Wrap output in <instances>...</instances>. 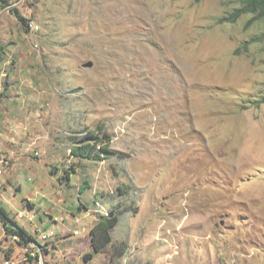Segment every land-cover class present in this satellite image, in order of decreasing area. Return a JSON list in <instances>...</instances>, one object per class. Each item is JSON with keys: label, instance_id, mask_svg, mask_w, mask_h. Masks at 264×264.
<instances>
[{"label": "rangeland", "instance_id": "374dc122", "mask_svg": "<svg viewBox=\"0 0 264 264\" xmlns=\"http://www.w3.org/2000/svg\"><path fill=\"white\" fill-rule=\"evenodd\" d=\"M240 7L0 3V128L22 154L0 167V208L34 239L16 214L56 232L47 264H264V103L253 105L264 96V19L222 21ZM82 145L110 154L74 157ZM111 210L119 222L94 253L90 231ZM6 247L11 264H35L0 222V264Z\"/></svg>", "mask_w": 264, "mask_h": 264}, {"label": "trees", "instance_id": "16d2710c", "mask_svg": "<svg viewBox=\"0 0 264 264\" xmlns=\"http://www.w3.org/2000/svg\"><path fill=\"white\" fill-rule=\"evenodd\" d=\"M1 4H8V0H0ZM241 7L237 10H235L228 18L222 19L223 22L226 23H234L237 19H239L243 15H251L253 20H263L264 19V0H238ZM22 22H25L23 19H20ZM1 50V49H0ZM248 104L252 101H246ZM264 103V96L261 97V99L254 101V106H259L260 104ZM103 143L101 140H98L97 137L94 138L93 147H99L100 144ZM94 148L90 147V145H82L77 146L75 149L71 150V154L74 157H80V158H86L91 159L93 161L100 160L101 157L99 155L100 153H106L110 154L108 151H105V148H101L98 150L99 152L92 153ZM53 174V173H52ZM58 181L63 184H68L70 181V174L65 172L64 176ZM85 187H81L79 189V194H82V192L85 190ZM29 206H31L28 203ZM0 222L3 225V230L6 234L10 233H17L21 235L22 237L27 236V233H25L21 228H17V231H14L10 225H15L14 220H10L8 215L4 213V210L0 208ZM119 222V218L117 215V211L111 210L107 216L104 217H98V221L95 224V226L90 231V248L93 250L94 253H104V250L106 249V246H108L111 242V237L109 232L116 227V225ZM8 223V224H7ZM10 224V225H9ZM12 251L11 249H8L4 255L6 259L8 260ZM91 255H87L84 257V260L90 259Z\"/></svg>", "mask_w": 264, "mask_h": 264}, {"label": "built area", "instance_id": "2783aa9c", "mask_svg": "<svg viewBox=\"0 0 264 264\" xmlns=\"http://www.w3.org/2000/svg\"><path fill=\"white\" fill-rule=\"evenodd\" d=\"M36 28V27H35ZM37 29V28H36ZM0 165H5L6 161L4 160L3 156H0ZM18 220H26L28 222V225L30 228L33 229L35 235H37V239H34L26 229L17 226V223L15 222V225H10L11 228L14 231H17V228H21L25 233H27V236L22 237L21 235L17 233H10L4 234L10 239L11 244H13L16 247L23 248L25 251V260L30 262L34 261L35 264H47V259L50 256V252L52 249V246H50L51 241H53L54 238H56L57 234L51 227H43L42 229H38L37 227L33 226V219L34 215L31 214L30 211H23L19 214H16L14 219ZM8 224V223H7ZM73 234H77V231H75ZM11 248H5L4 253ZM12 254V253H11ZM3 264H11L10 258L8 260H5Z\"/></svg>", "mask_w": 264, "mask_h": 264}, {"label": "crops", "instance_id": "0c3cea01", "mask_svg": "<svg viewBox=\"0 0 264 264\" xmlns=\"http://www.w3.org/2000/svg\"><path fill=\"white\" fill-rule=\"evenodd\" d=\"M1 76V75H0ZM1 83V82H0ZM5 87V88H4ZM3 87V90H5L6 92V100H9L11 102L14 103V97L16 96V94H12L11 92V83L8 82L5 86ZM1 94L3 95L4 93H2L1 91V84H0V96ZM4 99V98H3ZM2 102L4 101H0V108H1V104ZM9 111V110H8ZM7 113V112H6ZM6 113L2 114L1 112V109H0V116L2 115H5ZM9 115V112L8 114ZM2 124L1 122V119H0V125ZM0 133L1 135L0 136H3L5 137V139L3 141H1V145L3 146V149L2 151H0V156H3L7 159V162L5 163V165H0V167L4 168V171L6 173V171L8 172L9 170H11L13 168V166H11L9 163L13 160V159H17L19 158L20 156H22V154L19 152V145H17L16 143H12V142H9L8 141V138L7 136H5L4 132L2 131V129L0 128ZM13 141V139H11ZM16 142V141H15ZM37 143H35V141H31L30 143H26V146H25V149H26V152L29 154V155H33V153L35 152L34 149H30L32 148L33 146H35ZM37 146V145H36ZM24 156V155H23ZM0 186L3 188V184H0ZM18 189H20V187L18 186ZM28 203L31 205L29 206ZM30 208H35L33 202H27L26 203ZM46 227V226H45ZM49 227V226H47Z\"/></svg>", "mask_w": 264, "mask_h": 264}, {"label": "water", "instance_id": "95a60500", "mask_svg": "<svg viewBox=\"0 0 264 264\" xmlns=\"http://www.w3.org/2000/svg\"><path fill=\"white\" fill-rule=\"evenodd\" d=\"M0 3H1V1H0ZM82 67L83 68H91L92 67V63L91 62L86 63V64L82 65Z\"/></svg>", "mask_w": 264, "mask_h": 264}]
</instances>
